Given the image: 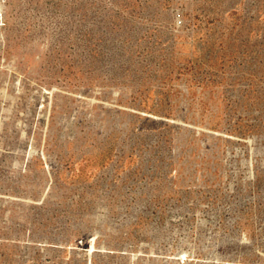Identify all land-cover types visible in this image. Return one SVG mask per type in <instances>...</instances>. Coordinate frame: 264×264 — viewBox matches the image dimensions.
<instances>
[{
	"label": "rangeland",
	"instance_id": "obj_1",
	"mask_svg": "<svg viewBox=\"0 0 264 264\" xmlns=\"http://www.w3.org/2000/svg\"><path fill=\"white\" fill-rule=\"evenodd\" d=\"M0 264H264V0H7Z\"/></svg>",
	"mask_w": 264,
	"mask_h": 264
},
{
	"label": "built area",
	"instance_id": "obj_2",
	"mask_svg": "<svg viewBox=\"0 0 264 264\" xmlns=\"http://www.w3.org/2000/svg\"><path fill=\"white\" fill-rule=\"evenodd\" d=\"M6 4L7 0H0V23L3 22Z\"/></svg>",
	"mask_w": 264,
	"mask_h": 264
}]
</instances>
